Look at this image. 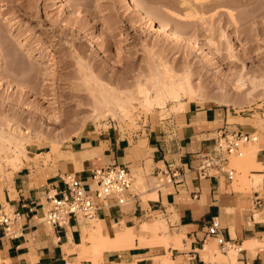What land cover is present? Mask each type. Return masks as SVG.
<instances>
[{"label":"rangeland","instance_id":"1","mask_svg":"<svg viewBox=\"0 0 264 264\" xmlns=\"http://www.w3.org/2000/svg\"><path fill=\"white\" fill-rule=\"evenodd\" d=\"M135 1L189 41L160 33L123 0H0V122L28 130L31 137L21 160L0 159V190L8 185L14 165L18 169L25 161L56 155L86 131L111 132L132 142L177 112L170 103L148 110L139 103L137 83L150 86L147 78L158 65L190 72L194 85L206 89L202 96H209L192 100L197 106L227 109L229 123L253 126L259 139L264 131V84L250 101L245 94L249 77H264V0ZM240 71L246 82L237 92L230 87ZM91 73L121 99L133 96L139 102L132 97L128 110L115 118L92 116L97 85ZM219 97L238 104H224ZM250 146L257 148L248 143L241 157H230L234 186L258 187L264 181L262 175L257 182L252 178L256 167L247 157ZM212 248L211 261L229 264L232 259L230 264H235L229 249L219 257L217 252L223 251L216 241Z\"/></svg>","mask_w":264,"mask_h":264},{"label":"crops","instance_id":"2","mask_svg":"<svg viewBox=\"0 0 264 264\" xmlns=\"http://www.w3.org/2000/svg\"><path fill=\"white\" fill-rule=\"evenodd\" d=\"M230 119L227 109L189 101L185 109L146 128L132 142L111 132L86 131L56 155L23 162L1 189L0 209L16 214L12 224L16 235H4L0 228V264H224L210 260L216 241L207 233L212 220L218 221L228 249L253 238L264 241V181L258 187L234 186V179L224 174L198 177L195 171L202 156L214 152L220 130L255 132L253 126L229 123ZM253 143L254 161L260 167L251 172L264 175V131ZM111 164L127 166L143 188L132 186L123 205L114 198L100 201L97 219L90 220L99 221L110 236L124 227L136 237L132 245L103 249L100 256L91 251L81 255L79 246L91 225L81 217H70L61 226L47 224L43 220L47 195L60 196L66 190L65 174L92 185V171ZM156 219L165 221L170 236L166 244L146 243L150 233L141 224ZM228 249L221 248L225 256ZM228 260L230 264L232 259ZM233 262L264 264V247L238 250Z\"/></svg>","mask_w":264,"mask_h":264},{"label":"bare ground","instance_id":"3","mask_svg":"<svg viewBox=\"0 0 264 264\" xmlns=\"http://www.w3.org/2000/svg\"><path fill=\"white\" fill-rule=\"evenodd\" d=\"M60 1L64 3V0H60ZM123 1H125L130 6L135 8L138 11V13H140L139 15L141 16V18L147 21V24H149V26L157 25V28L160 33L167 34L171 38L177 41H182V42L189 41V39L186 36H184L180 31H178L175 28H172L166 22L162 21L161 19H158V17H155L151 13H148L146 10H143L139 2L135 0H123ZM184 2H186V0H184ZM7 18H9V16H5V19ZM162 67H159L158 65L157 67L158 69H156L152 73V75L149 76V78H147V80L150 82V86H147V84L145 85V83L141 81L137 83V93L140 94V96L139 95L138 96L141 102H139L138 97H133V96L132 97L138 98L137 99L138 102L141 103L140 105L143 106V108L145 107L144 109H147V107L148 109L150 107L152 108V106H156L161 109V108H165L167 104L170 103L171 106L170 105L169 106L171 109L180 110V108H182L183 110L185 109L189 101H192L195 98L199 97L200 94H201L200 96L201 98L202 97L206 98L208 96V95L206 96L207 92L205 93V96H202L204 92L201 93V91H204L205 88L203 89L202 87V89L200 90L198 84L194 85L195 82L192 81L191 79L192 74L190 72H186L187 70L182 71V73L181 72L176 73L170 70L168 67L167 68L165 66H162ZM91 76L95 78L94 79L95 84L97 85V87L95 88L96 95H93V101H92V110H91L92 116L96 118L104 117L105 119V116L110 115L111 118L112 116L115 118L117 114L124 113L128 110L133 100L132 97L130 98V96H128V99L126 97L127 100L125 98H124L125 100L121 99L116 94H114L109 89H107L101 82H99V80H97V78L93 76L92 73H91ZM263 79L264 77H261V78L255 77V76L249 77V83L251 84V87L248 91H246V94H245L246 100L248 98L247 101H250V99L253 98L252 92L258 86H261L264 84ZM245 82H246V76L244 73H242V71H240L235 75L234 81L233 80L231 81L230 88L231 90H235L237 92L241 91L244 88ZM183 97L185 99H183ZM219 98H221L222 100L221 102H223L224 104L237 103L235 101L233 102L232 99H229V100H232V101H229L228 99H223V97H219ZM219 98L216 101H219ZM29 133L30 132L28 130L25 132L20 131L17 128V126L11 127L9 122L6 120L5 122L4 121L0 122V159H5L7 161L14 160L15 162L17 160H21L20 157L24 155L26 144L29 141H31V137ZM36 133H38V131ZM248 150L249 151L247 152V155H248L247 157L253 160L252 162L256 168H259L260 167L259 164L257 165L254 161V154L256 151V147L250 146ZM95 153H97L96 150H95ZM238 160L239 161L241 160L240 162L243 161V159H238ZM235 162H237V160H235ZM13 165L14 163L10 165V167H12ZM16 165L13 166L15 169H17L15 167ZM252 175H253L252 178H255V180L256 179L258 180L259 179L258 177L261 174L259 173L258 175L253 172ZM262 176L264 179L263 174ZM139 182L137 184L141 183L140 185H142V181L140 183ZM256 182H253L252 180V183H256ZM140 185L138 186L136 185V186L140 188V190H142L141 189L142 186L140 187ZM0 197H2V190H0ZM94 219H97V218H94ZM123 228L122 230L116 231V233L113 236L112 235L110 236L106 232V230H104L101 227V224L99 221L93 220V224L91 225V228L87 231V235L83 237V240L79 246L81 247V255L87 253L88 251H91L95 254V256H100L103 249H117V248L125 247L128 245H132L133 240L136 237V234L131 228H124V229ZM141 228L142 230L146 231V233L147 232L150 233V239L149 240L146 239V243L161 242V243L166 244L170 237L169 233L167 232V226L161 221H158L157 223L149 222V221L143 222L141 224ZM158 231H160L161 233H158ZM140 238L143 239L142 237ZM257 246L264 247V241H259L254 238L249 239V240L244 241L243 244L241 245H237V246L235 245L234 248L231 247L229 249L230 250L229 254L232 255V257L235 259V256L237 255L238 250L248 249L253 252L254 248ZM217 255L219 257L225 256L223 253H220V252H217Z\"/></svg>","mask_w":264,"mask_h":264},{"label":"built area","instance_id":"4","mask_svg":"<svg viewBox=\"0 0 264 264\" xmlns=\"http://www.w3.org/2000/svg\"><path fill=\"white\" fill-rule=\"evenodd\" d=\"M257 140L258 136L255 132L220 130L215 138L214 152L203 155L200 163L195 167L198 177H218L224 174L227 179H234L236 170L229 165L230 157H241L244 147ZM91 179L92 185H89L72 174H65L62 180L66 185V190L61 192L60 196L56 193L47 195L48 207L43 212V220L53 227L65 224L70 217L90 220L94 218L100 201L114 198L118 204L122 205L128 201L133 179L127 166L111 164L94 169ZM15 215L0 209V228L4 235L10 237L16 235L12 229ZM207 233L224 251L228 249L217 220L211 221L207 227ZM65 264L68 263L65 262Z\"/></svg>","mask_w":264,"mask_h":264}]
</instances>
